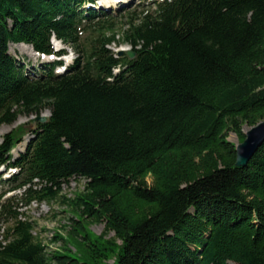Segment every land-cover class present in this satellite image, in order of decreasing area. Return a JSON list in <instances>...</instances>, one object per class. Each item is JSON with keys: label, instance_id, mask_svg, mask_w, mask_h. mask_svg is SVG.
<instances>
[{"label": "trees", "instance_id": "1", "mask_svg": "<svg viewBox=\"0 0 264 264\" xmlns=\"http://www.w3.org/2000/svg\"><path fill=\"white\" fill-rule=\"evenodd\" d=\"M92 1L0 0V125L49 112L0 142V167L14 169L0 189V264H264V142L236 166L228 140L264 119V0L148 1L121 33L133 59L107 48L121 12ZM52 36L76 54L62 74L59 61L27 70L9 53L51 54ZM73 178L84 184L62 196L69 229L47 252L19 208Z\"/></svg>", "mask_w": 264, "mask_h": 264}, {"label": "rangeland", "instance_id": "2", "mask_svg": "<svg viewBox=\"0 0 264 264\" xmlns=\"http://www.w3.org/2000/svg\"><path fill=\"white\" fill-rule=\"evenodd\" d=\"M111 0H96L95 9L97 10L99 4L102 5L106 10L109 8ZM147 1V0H146ZM139 4V5H137ZM148 5L144 0H131L130 3L126 7H122L119 10L121 12L120 15L116 16L115 19L112 20L110 25H113L112 30L115 33V42H112L107 46L112 52H117L119 49H130L128 44H125L121 40V33L124 29L128 27V23L131 20H138L142 15H144L147 10L149 11ZM112 9V8H111ZM127 10V11H126ZM109 12V10H107ZM129 14V15H127ZM112 30H107L106 35L110 36ZM80 39L83 42H87L89 40V33L82 32L80 35ZM53 50L56 51L64 49L66 52L64 62H69L71 59L76 57L75 52L67 45L52 40ZM15 45H23V44H15ZM24 46V45H23ZM27 48V47H26ZM30 48V47H29ZM20 48L14 46L12 43L9 44V53L13 55L17 61H21L23 65L28 69H34L38 64L51 62L56 59L54 56H40L35 52H32L31 49ZM48 114L47 110H44L43 113ZM34 115H19L17 119L11 124H1L0 125V141L4 134L9 132L10 130L17 128L21 125L25 126V130L30 127L29 120L33 118ZM248 127L246 125L242 126V132H244ZM29 138L28 134L22 136L21 142L12 150V156L15 158L18 154L23 151L24 145ZM228 140L232 143H236L238 138L234 133H230L228 136ZM12 171L4 172V169L0 167V189L4 188L5 185L2 183L3 178H7ZM150 181V179H148ZM84 180L83 179H70L67 183L61 186V190L58 196L51 200H43L41 202H31L27 206H21L19 209L23 211V217L33 221V235L40 239L42 243L46 246L45 251L51 252L56 249H61L63 246V241L55 236H61L63 238L66 237V231L69 229L70 220L69 218L73 215L70 207L63 202L62 196L66 198H72L74 193L78 192L83 188ZM18 191H16L17 193ZM7 195H10L8 193ZM104 229V223H92L89 226V230L94 234H99ZM113 236V232H109L106 235V238H110ZM66 247L70 248L73 252L75 250V243L69 242L66 244ZM73 254V253H72Z\"/></svg>", "mask_w": 264, "mask_h": 264}, {"label": "water", "instance_id": "3", "mask_svg": "<svg viewBox=\"0 0 264 264\" xmlns=\"http://www.w3.org/2000/svg\"><path fill=\"white\" fill-rule=\"evenodd\" d=\"M125 53L129 59H133L135 53L129 49H120L118 51V56ZM49 114L46 112L41 113L38 116H34L29 120L32 128H35V123H44L48 120ZM245 137L242 141H237L235 143V165L244 166L252 157L256 149L264 142V119L257 124L248 127L244 132Z\"/></svg>", "mask_w": 264, "mask_h": 264}, {"label": "bare ground", "instance_id": "4", "mask_svg": "<svg viewBox=\"0 0 264 264\" xmlns=\"http://www.w3.org/2000/svg\"><path fill=\"white\" fill-rule=\"evenodd\" d=\"M13 45L16 46V47L24 48V49H26V50H27V48L30 47L29 45H24V44H23L24 46H23V45H15V44H13ZM26 47H27V48H26ZM29 49H31V47H30ZM31 50H32V49H31ZM32 52H33V50H32ZM245 131H246V130H245ZM245 131H244V132H245ZM244 132H243V133H244ZM244 137H245V134H244Z\"/></svg>", "mask_w": 264, "mask_h": 264}]
</instances>
